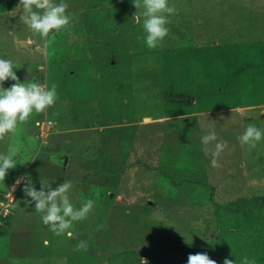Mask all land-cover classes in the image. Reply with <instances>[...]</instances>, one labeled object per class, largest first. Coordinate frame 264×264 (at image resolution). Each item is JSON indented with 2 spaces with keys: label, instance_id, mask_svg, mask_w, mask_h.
Segmentation results:
<instances>
[{
  "label": "rangeland",
  "instance_id": "obj_1",
  "mask_svg": "<svg viewBox=\"0 0 264 264\" xmlns=\"http://www.w3.org/2000/svg\"><path fill=\"white\" fill-rule=\"evenodd\" d=\"M64 2L70 24L45 45L21 22L19 0H0V58L58 96L0 140V153L21 147L0 182L1 197L20 179L0 264H182L196 253L264 264V209L251 203L264 195V139L253 149L237 139L249 124L264 131V0H168L176 12L154 49L133 0ZM210 131L217 140L202 144ZM219 142L212 167L204 149ZM64 181L77 208L95 201L73 239L53 235L23 192Z\"/></svg>",
  "mask_w": 264,
  "mask_h": 264
},
{
  "label": "clouds",
  "instance_id": "obj_2",
  "mask_svg": "<svg viewBox=\"0 0 264 264\" xmlns=\"http://www.w3.org/2000/svg\"><path fill=\"white\" fill-rule=\"evenodd\" d=\"M133 4L136 9H143L141 15L142 27L146 33L144 38L146 46L149 49L158 47L169 33L166 25L170 23L169 16L175 14V7L169 6L168 0H133ZM16 8L20 11L21 22L33 34L44 40L45 45L52 42L48 39L50 34L54 40L56 34L66 30L70 24L71 18L66 14L68 4L64 0H60L59 3H55L54 0H19ZM134 20L140 23L141 17L134 14ZM13 69L11 60L0 58V140L9 133H15L18 125L26 123L33 113H44L58 98L57 85L53 84L48 88L36 82L22 83ZM9 79L15 83L6 88L3 85ZM262 114L264 110L259 113L260 116ZM237 139L242 147L247 145L249 149H253L264 139V131L254 124H249ZM216 140L217 135L214 131L201 137V143L204 145ZM225 147L226 143L219 142L215 144L214 150L204 149L206 154L209 152L211 154L212 167H219L217 158ZM20 151L21 147L15 145L10 146L6 154L0 153V182L5 181L8 171L16 167V157ZM16 183L19 184L20 181ZM71 188L70 181H64L55 188L43 182L39 190L30 183H26L23 188L26 206L34 204L35 211L40 214L43 224L49 228V231L55 236L66 234L68 239L74 238V233L69 231L74 222L86 219L95 204L93 199H87L77 208L69 198ZM102 227L103 225L98 226L97 231ZM49 243L47 240L44 241L45 246ZM87 249V243L79 241L74 250L86 252ZM140 264H147V261L141 259ZM187 264H217V262L209 258L206 253H196L189 254ZM224 264H234V261L225 258ZM242 264H249L247 257L243 259Z\"/></svg>",
  "mask_w": 264,
  "mask_h": 264
},
{
  "label": "trees",
  "instance_id": "obj_3",
  "mask_svg": "<svg viewBox=\"0 0 264 264\" xmlns=\"http://www.w3.org/2000/svg\"><path fill=\"white\" fill-rule=\"evenodd\" d=\"M215 51V50H214ZM227 54H228V52H226L225 51V55L227 56ZM252 66V65H251ZM246 68H248V66L247 65H241L237 70H235V71H233V75H234V78L236 79L237 77H238V75L242 72V71H244ZM15 179H17V176H16V178H14L13 177V179H12V186L14 185V183H15ZM196 183H200L202 186H205V184L204 183H202V182H200V181H197ZM20 185V183L19 184H17L16 186H15V188H14V191H15V193H16V198H15V200H14V202L12 203V210L14 209V206H16V204H17V202H18V197H19V192L17 191V188H18V186ZM12 186L10 187V189L12 188ZM9 190V189H8ZM8 190H6V191H8ZM210 190H211V194H213V191H214V187L213 186H210ZM5 191V192H6ZM4 192V193H5ZM4 193L2 194V196L1 197H3L4 196ZM0 197V198H1ZM252 202L251 203H254V205H255V207L256 206H259V207H262L263 209H264V195H261V196H259V197H257V198H254L253 200H251ZM213 206L212 205H207V208L208 209H211ZM216 210V209H215ZM12 214H13V212L9 215V216H7V217H2L1 219H2V222H3V225H1L0 224V234L3 232V230H4V228H5V226H7L8 224H9V221H10V218L12 217ZM181 246V245H180ZM180 246H178V247H180ZM178 247H176V248H178ZM182 248H183V250H184V248H187L186 247V245H182ZM171 250H172V252L171 253H167V257H171V256H174V254L175 253H178V252H175V248H170ZM164 250H166V249H164ZM174 253V254H173ZM158 255L160 256L161 255V253L160 252H158ZM170 255V256H169ZM170 259V258H169ZM184 259V261L182 262V264H187V259H188V256H186L185 258H183ZM170 261L172 262V260L170 259ZM175 262L176 261H174L173 262V264H175Z\"/></svg>",
  "mask_w": 264,
  "mask_h": 264
},
{
  "label": "built area",
  "instance_id": "obj_4",
  "mask_svg": "<svg viewBox=\"0 0 264 264\" xmlns=\"http://www.w3.org/2000/svg\"><path fill=\"white\" fill-rule=\"evenodd\" d=\"M38 124H40V129L43 132L45 128L44 122L43 123L38 122ZM16 185L17 183H15L14 187L8 190L6 193H4V196L0 198V224L2 223V219H1L2 217H7L13 212L12 203L14 202L16 198V193L14 191V188Z\"/></svg>",
  "mask_w": 264,
  "mask_h": 264
},
{
  "label": "water",
  "instance_id": "obj_5",
  "mask_svg": "<svg viewBox=\"0 0 264 264\" xmlns=\"http://www.w3.org/2000/svg\"><path fill=\"white\" fill-rule=\"evenodd\" d=\"M25 44H27V42H25ZM40 69H41V68H40ZM39 72H40V70H36V71L34 72V74L37 76Z\"/></svg>",
  "mask_w": 264,
  "mask_h": 264
},
{
  "label": "flooded vegetation",
  "instance_id": "obj_6",
  "mask_svg": "<svg viewBox=\"0 0 264 264\" xmlns=\"http://www.w3.org/2000/svg\"><path fill=\"white\" fill-rule=\"evenodd\" d=\"M41 72L38 73V75L40 74Z\"/></svg>",
  "mask_w": 264,
  "mask_h": 264
}]
</instances>
